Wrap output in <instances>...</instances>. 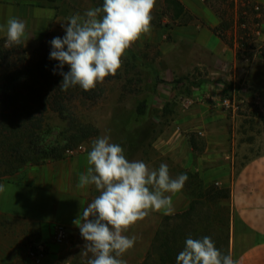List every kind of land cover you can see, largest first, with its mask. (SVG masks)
I'll list each match as a JSON object with an SVG mask.
<instances>
[{"label": "crops", "instance_id": "1", "mask_svg": "<svg viewBox=\"0 0 264 264\" xmlns=\"http://www.w3.org/2000/svg\"><path fill=\"white\" fill-rule=\"evenodd\" d=\"M30 1L0 0V24H6L10 17L30 24L32 17L42 16V11L34 10ZM178 1L193 18L180 24L172 6L169 4L170 9L163 14L167 2L156 0L151 13V33L135 42L138 50H153L164 55L154 63L163 62L171 73L209 67L206 60L209 56L216 61L226 55L229 58L231 47L212 30L219 27L223 19L225 21V16L227 20L233 18L223 1ZM248 1L256 4L255 8L261 7V13L257 14L260 27L256 33L257 40L264 44V0ZM3 36L5 34L0 33V37ZM220 65L225 67L224 62ZM193 89L197 94L195 103L174 117L170 158L175 166L196 175L203 189L212 184L229 189L228 197L219 201L229 208V255L237 264H264V145L258 149L256 143H264L261 125L264 78L202 81ZM173 92L163 95L169 97L176 93ZM114 141L112 138L111 142ZM142 152L143 149H137V155L142 156ZM86 158L87 152H80L39 165H27L13 176L0 179V184L5 186V192L0 193V264L58 263L62 244L52 241L53 226L62 224L69 237L76 236L79 229L74 220L99 194L94 186L84 189L76 186L79 175L86 171ZM190 197L192 195L183 190L173 195L171 215L185 210ZM143 231L144 219L126 233L136 237L134 246L144 245ZM32 238L43 241L47 247L38 263L26 254ZM137 253L134 256L127 252L122 258L127 264H138L140 254Z\"/></svg>", "mask_w": 264, "mask_h": 264}, {"label": "rangeland", "instance_id": "2", "mask_svg": "<svg viewBox=\"0 0 264 264\" xmlns=\"http://www.w3.org/2000/svg\"><path fill=\"white\" fill-rule=\"evenodd\" d=\"M222 1L226 11L233 14L230 20H227L225 16V29L220 28V31L225 33L226 43L231 47L229 58L226 55L223 60L216 61L210 56L205 57L209 67L171 73L165 69L163 62L154 63L155 59L164 55L155 53L153 50H138L134 43L126 50L122 57V66L115 76H108L103 83L97 84L91 97L84 98L78 94V97L72 101L71 107L75 116L73 122L76 125H88L95 128L98 133L82 142L80 147L70 151L67 156L90 151L94 139L108 135L110 140L114 138V142L120 144L129 160H142L150 168H158L161 163H165L173 178L186 174L188 179L182 190L192 195L190 201L199 194H203L204 189L200 179L190 170L175 166L170 158L169 144L174 134V117L189 110L195 103L197 94L192 92L193 86L202 81L218 82L226 78L230 80L233 77L264 78V44L257 40L256 33L260 27V17L257 18V14L261 13V7L258 5L256 9V4L248 0ZM30 2L34 10L42 11L43 15L32 17L31 23L26 24L21 47L12 55L14 60L22 56L28 57L44 40H52L54 37L62 38L65 35L62 24L64 27L67 26L68 17L77 13L83 15L88 9H94L103 4V0H54L51 2L31 0ZM163 7V14H165L170 6L167 3ZM50 11L54 14L50 15ZM5 48L9 49L7 46ZM6 60L10 61L11 56ZM222 62L225 67L220 65ZM237 88L240 89V87ZM173 90L176 92L174 95L169 97L163 95L164 92L172 94ZM187 100L191 103L185 106L184 103H187ZM141 106L144 110L142 113L139 112ZM45 120L46 132L42 137L45 144L60 142L68 134L66 122L56 113L49 111ZM261 120L263 122L261 125L263 124L264 127V120ZM256 143L258 149L264 145L262 141ZM137 149H143L142 156L137 155ZM140 157L143 158L140 159ZM206 205L214 214L217 213L226 219L227 210L221 208L222 205L217 201H206ZM168 216L172 215L151 212L144 218V245L134 246L132 251L130 249L131 252L128 251L134 256L136 251H139L138 264H144L148 253L156 255L154 248L155 251L158 250L153 242L158 234L167 228L169 222L166 221V217ZM225 228L226 224L220 221L219 243L224 248L223 253L229 255L228 238L221 234L225 232ZM60 244H62L61 256L57 264H86L89 257L83 255L84 241L79 231L76 236L69 237L67 234L66 239Z\"/></svg>", "mask_w": 264, "mask_h": 264}, {"label": "clouds", "instance_id": "3", "mask_svg": "<svg viewBox=\"0 0 264 264\" xmlns=\"http://www.w3.org/2000/svg\"><path fill=\"white\" fill-rule=\"evenodd\" d=\"M156 0H103L100 7L67 18L65 35L50 41L49 59L58 62L53 74L63 77L61 91L79 86L87 92L115 76L122 57L135 42L150 35ZM50 11V15H52ZM26 23L10 17L0 24L6 46L20 45ZM68 71L64 72V66ZM86 171L79 175V189L94 186L99 193L78 214L74 225L82 237L86 264H127L122 257L136 242L128 230L151 212L173 213V195L182 191L188 177H172L168 165L150 168L142 160H129L120 144L103 135L87 152ZM5 186L0 184V193ZM175 264H237L223 255L210 237L187 238Z\"/></svg>", "mask_w": 264, "mask_h": 264}, {"label": "trees", "instance_id": "4", "mask_svg": "<svg viewBox=\"0 0 264 264\" xmlns=\"http://www.w3.org/2000/svg\"><path fill=\"white\" fill-rule=\"evenodd\" d=\"M54 1V0H47ZM172 6L173 15L179 17L180 24H186L193 18L184 9L178 0H166ZM224 15H229L224 12ZM231 18V16H230ZM224 19L219 27L212 29L218 36L226 41V36L220 28L225 29ZM51 40L40 43L31 55L13 59L12 55L21 44L6 49V36L0 37V178L8 177L28 164H42L48 160L62 159L70 151L75 150L82 142L98 133V130L88 125H76L73 122L74 113L72 101L78 94L82 97H91L90 91H83L76 86L67 91H61L59 85L63 77L53 74L55 60L49 59ZM11 56V60H6ZM68 66L63 68L67 72ZM144 106V105H143ZM143 106L139 108L142 113ZM52 111L66 122V132L60 142L47 145L43 142L46 132V115ZM228 188H218L210 185L204 189L203 194L190 201L188 207L180 213L166 217L169 223L154 240L158 251L150 255L144 264H175V258L184 248L187 238L200 239L210 237L215 247L223 254L219 243L218 224H226L225 232L221 233L228 238L229 208L227 217L214 214L206 201H217L228 197ZM142 264V263H141Z\"/></svg>", "mask_w": 264, "mask_h": 264}, {"label": "built area", "instance_id": "5", "mask_svg": "<svg viewBox=\"0 0 264 264\" xmlns=\"http://www.w3.org/2000/svg\"><path fill=\"white\" fill-rule=\"evenodd\" d=\"M256 9H258V7H256ZM190 103L191 101L187 100V103H184V105L188 106ZM67 234V228L64 225L55 224L52 230V241L60 244L66 239ZM26 254L31 261L38 263L46 254V244L39 239L32 238L27 244Z\"/></svg>", "mask_w": 264, "mask_h": 264}]
</instances>
